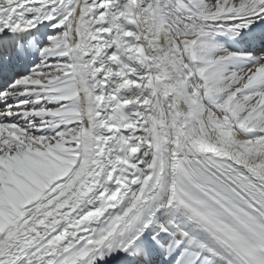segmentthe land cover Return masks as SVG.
<instances>
[{
    "label": "snow or ice",
    "instance_id": "1",
    "mask_svg": "<svg viewBox=\"0 0 264 264\" xmlns=\"http://www.w3.org/2000/svg\"><path fill=\"white\" fill-rule=\"evenodd\" d=\"M0 264H264V0H0Z\"/></svg>",
    "mask_w": 264,
    "mask_h": 264
}]
</instances>
